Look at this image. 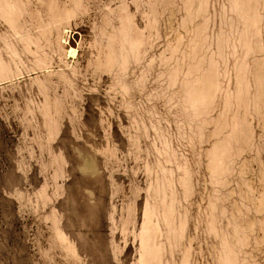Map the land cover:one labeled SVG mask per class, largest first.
I'll return each instance as SVG.
<instances>
[{
  "label": "rangeland",
  "instance_id": "rangeland-1",
  "mask_svg": "<svg viewBox=\"0 0 264 264\" xmlns=\"http://www.w3.org/2000/svg\"><path fill=\"white\" fill-rule=\"evenodd\" d=\"M0 264H264V0H0Z\"/></svg>",
  "mask_w": 264,
  "mask_h": 264
}]
</instances>
